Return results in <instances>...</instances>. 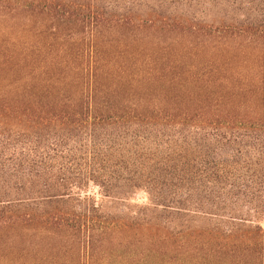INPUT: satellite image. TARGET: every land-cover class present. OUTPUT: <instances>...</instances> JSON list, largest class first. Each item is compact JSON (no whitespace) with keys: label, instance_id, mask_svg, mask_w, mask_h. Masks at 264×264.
<instances>
[{"label":"rangeland","instance_id":"obj_1","mask_svg":"<svg viewBox=\"0 0 264 264\" xmlns=\"http://www.w3.org/2000/svg\"><path fill=\"white\" fill-rule=\"evenodd\" d=\"M263 109L264 0H0V155H38L48 133L80 149L90 131L66 138L63 121L235 122ZM37 202L0 207V264H264L216 247L201 218H159L199 229L176 239L129 228L92 183L77 199ZM92 204L112 226L93 235L78 229Z\"/></svg>","mask_w":264,"mask_h":264},{"label":"trees","instance_id":"obj_2","mask_svg":"<svg viewBox=\"0 0 264 264\" xmlns=\"http://www.w3.org/2000/svg\"><path fill=\"white\" fill-rule=\"evenodd\" d=\"M115 118L60 123L66 138L76 128L90 131L80 149L63 141V133H48L35 156L11 143L19 150L0 155V207L77 199L92 183L103 198L124 207L129 228L138 220L144 229L176 239L199 229L180 222L170 231L159 218H201L212 222L204 232L220 237L216 247L264 259V109L260 119L235 122ZM107 125L115 132L94 134ZM137 194L146 202H137ZM88 209L78 229L93 235L112 227L100 226L106 219L99 206Z\"/></svg>","mask_w":264,"mask_h":264}]
</instances>
